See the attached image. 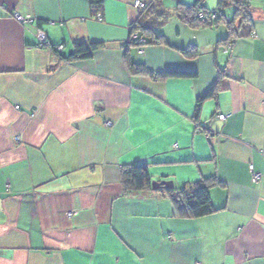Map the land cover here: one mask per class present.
I'll return each mask as SVG.
<instances>
[{
  "label": "crops",
  "instance_id": "crops-1",
  "mask_svg": "<svg viewBox=\"0 0 264 264\" xmlns=\"http://www.w3.org/2000/svg\"><path fill=\"white\" fill-rule=\"evenodd\" d=\"M135 1L0 0V264H264V0L232 39L223 23L177 19L178 2L197 0H139L148 14ZM138 22L143 48L128 43ZM38 31L63 49L39 48ZM79 43L97 49L64 61ZM127 62L194 76L153 81ZM135 164L174 192L215 178V212L181 215L166 190L124 193Z\"/></svg>",
  "mask_w": 264,
  "mask_h": 264
},
{
  "label": "trees",
  "instance_id": "trees-1",
  "mask_svg": "<svg viewBox=\"0 0 264 264\" xmlns=\"http://www.w3.org/2000/svg\"><path fill=\"white\" fill-rule=\"evenodd\" d=\"M205 0H197L192 6L186 7L178 2L176 6V17L177 19L182 22L183 24L189 26L193 29L198 28H206V27H216L220 23H223L227 26L230 34V39L233 38L235 32L239 29V27L243 26L247 22L250 21L249 15V6L242 2L237 4L233 17H230V21H225L226 17L223 9L227 8L231 3L232 0H218V7L215 10L217 14H219L218 20L216 22H209L207 18L205 19H198L197 14L203 13L206 17L209 13L203 6ZM103 0H91L90 4L91 7L94 9L101 6ZM154 9L153 6L147 5L146 11L143 13H150V11ZM97 17V15H94ZM156 18H159L161 21L168 18V13L166 12H156ZM137 30L140 33V36L145 38L146 30L149 29L143 26L142 22L137 23ZM232 36V38H231ZM146 39V38H145ZM157 40V39H156ZM231 43L232 41H227ZM129 43V42H128ZM227 43V44H228ZM226 44V45H227ZM129 45H135L130 44ZM147 45H151V43L147 40ZM97 49V45H89L87 46L85 43L75 44L72 53L63 58L64 61L71 62L76 60H87L92 57L94 50ZM52 51H56V47L51 48ZM184 56L187 55L185 51L181 52ZM127 68L131 75H140L146 76L153 81H162L166 78H171L174 76L181 77V76H189L193 77L194 75H186V74H177V73H156L149 70L144 65L140 64H132L127 62ZM224 76L222 72H220L218 76V81L206 92L202 97H200L196 102V109H195V119L199 117L201 112V108L204 102L211 99L218 88L219 79ZM216 184L217 180L215 178H211L208 180L201 181L195 185V188L192 192H174V191H167L172 201L175 203L176 208L180 212L181 215L188 216L190 218H201L208 215H211L215 212V209L212 206L210 195H209V188L212 184ZM121 186L124 190V193H133V192H143L146 190H152L151 187V178L146 165L135 164L129 165L123 168L121 172ZM179 207V208H178Z\"/></svg>",
  "mask_w": 264,
  "mask_h": 264
},
{
  "label": "built area",
  "instance_id": "built-area-1",
  "mask_svg": "<svg viewBox=\"0 0 264 264\" xmlns=\"http://www.w3.org/2000/svg\"><path fill=\"white\" fill-rule=\"evenodd\" d=\"M245 4L249 5L250 4V0H243ZM147 3L142 2V1H135L133 3V8L135 10H137L139 13H143L144 11H146L147 9ZM219 14H217L216 11L213 12H209L207 17L203 14V13H199L197 14V18L198 19H205L207 18L209 22H216L218 20ZM13 18L20 24L25 25V24H29V21L23 19L22 17L18 16L17 14L13 15ZM97 19L100 20V16H97ZM225 21H230V19L226 18ZM137 24L136 25H132L130 27V37H129V43L130 44H135L137 45L139 48H143L145 46H147V40L143 37L140 36V33L137 30ZM36 39L38 42V47H42V48H49L51 49V47L49 46V44L46 41V38L44 37L43 32L38 31L37 35H36ZM232 47V43H228L227 45H225L224 51L227 53ZM63 49L62 46L56 47V51L60 52ZM18 109V108H17ZM218 120L221 122L226 121L227 119L230 118L229 115H218ZM107 126H111L110 123H106ZM250 170L252 172V179L254 182H258L260 179V175L256 174L253 172V168L250 167Z\"/></svg>",
  "mask_w": 264,
  "mask_h": 264
},
{
  "label": "water",
  "instance_id": "water-1",
  "mask_svg": "<svg viewBox=\"0 0 264 264\" xmlns=\"http://www.w3.org/2000/svg\"><path fill=\"white\" fill-rule=\"evenodd\" d=\"M151 187L153 190L157 191V190H166V191H170L173 189V184L171 182H151Z\"/></svg>",
  "mask_w": 264,
  "mask_h": 264
},
{
  "label": "rangeland",
  "instance_id": "rangeland-1",
  "mask_svg": "<svg viewBox=\"0 0 264 264\" xmlns=\"http://www.w3.org/2000/svg\"><path fill=\"white\" fill-rule=\"evenodd\" d=\"M208 1H209V0H205L206 3H208ZM211 1H214V0H211ZM216 2H217V1H215V4H217ZM216 6H217V5H215V7H214L213 9H210L209 12H213V11H215V10H216ZM223 12H224L225 16H226V15H227V16H230L232 10H231L230 7H227V8H224V9H223ZM231 17H233V15H231ZM222 27H224V25H223Z\"/></svg>",
  "mask_w": 264,
  "mask_h": 264
}]
</instances>
